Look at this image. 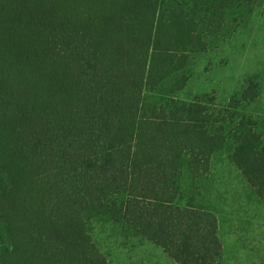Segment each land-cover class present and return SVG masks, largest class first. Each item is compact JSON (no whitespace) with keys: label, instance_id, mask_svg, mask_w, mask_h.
Wrapping results in <instances>:
<instances>
[{"label":"trees","instance_id":"16d2710c","mask_svg":"<svg viewBox=\"0 0 264 264\" xmlns=\"http://www.w3.org/2000/svg\"><path fill=\"white\" fill-rule=\"evenodd\" d=\"M257 20L264 0H0V264H113L110 222L223 264L207 181L225 157L264 204L261 87L181 94Z\"/></svg>","mask_w":264,"mask_h":264},{"label":"rangeland","instance_id":"374dc122","mask_svg":"<svg viewBox=\"0 0 264 264\" xmlns=\"http://www.w3.org/2000/svg\"><path fill=\"white\" fill-rule=\"evenodd\" d=\"M213 56L199 60L182 99L215 100L223 107L252 77L260 83L261 91L249 111L264 116V20H257L225 52ZM207 182L206 198L219 220L223 264H264V204L225 157L215 163ZM110 225L112 228L101 232V242L113 264H176L146 243L124 244L120 227Z\"/></svg>","mask_w":264,"mask_h":264}]
</instances>
